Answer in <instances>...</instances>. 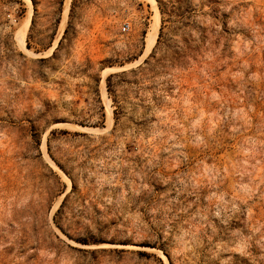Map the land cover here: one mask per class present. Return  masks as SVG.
Instances as JSON below:
<instances>
[{"label": "rangeland", "instance_id": "374dc122", "mask_svg": "<svg viewBox=\"0 0 264 264\" xmlns=\"http://www.w3.org/2000/svg\"><path fill=\"white\" fill-rule=\"evenodd\" d=\"M65 2L0 0V264H264V0Z\"/></svg>", "mask_w": 264, "mask_h": 264}, {"label": "bare ground", "instance_id": "6f19581e", "mask_svg": "<svg viewBox=\"0 0 264 264\" xmlns=\"http://www.w3.org/2000/svg\"><path fill=\"white\" fill-rule=\"evenodd\" d=\"M70 2H71V0H66V2H65V8H64L63 18H62V23H61V28H63V30H65L64 27H65V24H67L66 22H67V19H68ZM151 2H152L153 9L155 10V13H156L155 14L156 22L151 27L150 33H149L148 38H147V41L150 44V47H149V50H148L147 54L150 52L151 48L156 44L157 38H158V33H159V17H160L159 10H158L156 1H151ZM27 28H28V25L26 26L25 29H23L21 32H19V34L17 36L18 43L20 44V46L22 48L25 47V33L27 32L26 31ZM60 30H62V29H60ZM56 44H57V42L52 47L51 52L55 50ZM146 55H144L143 58H145ZM84 130L85 131H89V132H97V131H99L98 129H88V128H84Z\"/></svg>", "mask_w": 264, "mask_h": 264}, {"label": "built area", "instance_id": "2783aa9c", "mask_svg": "<svg viewBox=\"0 0 264 264\" xmlns=\"http://www.w3.org/2000/svg\"><path fill=\"white\" fill-rule=\"evenodd\" d=\"M131 31V24L130 23H124L122 25V32L123 33H129Z\"/></svg>", "mask_w": 264, "mask_h": 264}]
</instances>
